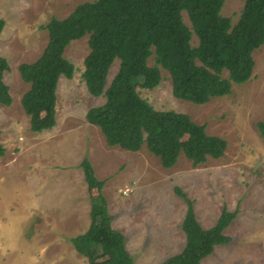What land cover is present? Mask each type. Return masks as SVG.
<instances>
[{"label": "rangeland", "instance_id": "374dc122", "mask_svg": "<svg viewBox=\"0 0 264 264\" xmlns=\"http://www.w3.org/2000/svg\"><path fill=\"white\" fill-rule=\"evenodd\" d=\"M94 0H0V56L9 69L3 81L10 105L0 104V264H87L72 239L88 228L91 199L96 188L84 180L86 157L98 179L111 216L110 225L124 236L134 264H159L185 246L182 222L191 200L196 220L213 226L221 211H236L223 229L230 240L215 245L200 264H264V138L256 122L264 120V44L254 49L251 77L232 83L231 92L197 104L173 96L169 73L160 67L153 88L136 86L139 96L157 110L188 114L205 132L226 141L223 154L206 156L196 164L180 152L176 162L163 167L158 156L142 146L137 151L108 145L100 128L87 122L88 108L105 96L87 91L82 71L89 51L88 34L71 40L63 56L73 64V75H60L56 84L55 124L32 131L21 97L29 83L18 66L42 53L50 18H64L83 2ZM244 0H224L222 16L234 24ZM184 22L190 26L185 11ZM190 43L198 39L192 34ZM154 64V56L147 59ZM111 63L107 87L118 69ZM227 76L226 70L222 72Z\"/></svg>", "mask_w": 264, "mask_h": 264}, {"label": "trees", "instance_id": "16d2710c", "mask_svg": "<svg viewBox=\"0 0 264 264\" xmlns=\"http://www.w3.org/2000/svg\"><path fill=\"white\" fill-rule=\"evenodd\" d=\"M224 0H94L83 2L64 18L52 17L45 25L47 43L33 62L19 64L18 70L29 88L21 106L29 115L30 129L40 131L55 124L56 84L60 75L70 78L74 66L64 56L65 46L88 34L89 51L84 58L87 91L104 95L101 105L88 108L85 118L98 126L108 145L137 151L145 146L158 156L163 167L172 166L182 152L192 163L206 156L223 154L226 141L205 132L203 124L188 114L157 110L141 98L136 86L153 88L161 79L160 67L171 80L173 96L197 104L231 92L232 83H244L252 74L254 49L264 44V0H244L237 21L222 16ZM190 22L188 26L182 12ZM4 21L0 18V31ZM192 34L198 39L190 43ZM154 64L148 65L149 56ZM115 58L118 69L107 87L106 76ZM9 69L0 56V104L12 98L3 72ZM226 70L227 76L222 72ZM264 138V120L256 122ZM3 151L0 145V153ZM80 166L89 188H96L91 199L88 228L72 239L76 251L87 264H134L127 252L123 234L110 225L105 197V179H98L84 157ZM176 193L187 203L182 228L185 246L159 264H200L215 245L229 242L223 229L236 211L223 209L216 223L203 228L195 218L191 200L179 189Z\"/></svg>", "mask_w": 264, "mask_h": 264}]
</instances>
